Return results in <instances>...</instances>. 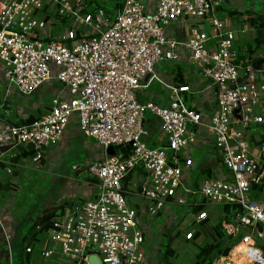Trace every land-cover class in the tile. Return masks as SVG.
Listing matches in <instances>:
<instances>
[{"label":"built area","instance_id":"1","mask_svg":"<svg viewBox=\"0 0 264 264\" xmlns=\"http://www.w3.org/2000/svg\"><path fill=\"white\" fill-rule=\"evenodd\" d=\"M109 1L105 7L88 0H0L6 91L28 97L47 83L63 87L39 117L3 123L0 149H32L26 161L39 169L44 151L57 146L73 118L83 137L103 149L87 168L94 197L52 222L40 257L89 264L95 255L100 264H148L145 226L123 191L124 179L139 168L145 174L139 196L150 216L163 217L179 205L190 208L191 223L199 225L208 217L204 208L195 212L199 205L229 206L236 211L233 223L223 220L221 229L233 237L241 230L232 247L244 243L249 264H264V61H257L264 54L238 58L237 33L215 12L223 0ZM174 23L183 27V38L168 31ZM164 62L192 64L210 81L216 106L207 119L187 104L188 85L159 77ZM154 80L169 91L166 105L139 97ZM146 111L159 119L156 147L145 140ZM203 129L212 135L220 171L189 187L186 175ZM109 146L115 154L107 153ZM5 172L12 174L10 167ZM3 240L11 264L5 232Z\"/></svg>","mask_w":264,"mask_h":264},{"label":"crops","instance_id":"2","mask_svg":"<svg viewBox=\"0 0 264 264\" xmlns=\"http://www.w3.org/2000/svg\"><path fill=\"white\" fill-rule=\"evenodd\" d=\"M246 1L247 0H223L215 10L217 15L219 13H223L225 15L227 14L225 19L228 23V28L237 33V39L235 41V51L238 54V58L242 60L245 59L248 54H264L263 48L258 47L254 44V39L257 36V31L256 27L254 25H251L249 21V19L254 18L257 15L264 14V0H249L248 5L245 6ZM256 2H259L260 4L259 9L255 8ZM205 27H208L207 24H205ZM168 31L178 39L184 37V29L179 23H174L173 25H171ZM245 38H249V42L245 41ZM166 64L168 66L166 73H164L163 70L160 69L159 65L157 66V73L159 77L164 82L171 85H188L191 89V93L186 96L187 100L191 101V104L194 105L196 109L200 110L203 117L207 119L213 113L216 106V96L214 89L210 84V81L204 76L203 72L199 68L192 64H186L183 62H168ZM158 84L159 86H154L151 90H148V87L142 89L139 92L140 99L150 100L160 105H166L170 99L169 91L159 82ZM62 88L63 87L59 82L47 83L46 85L39 88L35 93H33L32 96L36 94L44 95V93H47V96L52 95L50 98V100H52L57 93H60L62 91ZM43 107L44 106L42 105L41 111L39 112L37 117L45 112L46 109L42 110ZM17 114L19 115V113ZM27 117L31 118V121L37 118L31 116ZM16 118L17 117H15L13 120H15ZM5 122L6 121L4 120V118L0 115V126ZM143 123L147 131V136L145 138L147 144L152 147L158 146L159 143L156 141V136L159 128V119L146 111L144 113ZM201 134L202 140L199 146L196 147L192 152L193 166L186 175V184L189 187L196 188L200 186L205 176H213L220 171V167L218 166L219 157L212 143V135L207 129H203ZM79 148H82L86 151L85 161L80 162L81 164H72V168L75 170V172H72L71 174H66V170L62 168L61 164L58 166V170L53 172L54 181L52 186L50 187L54 190L56 196L51 200L48 198L45 201H42L40 210L43 211L46 207L49 206L53 207L54 204L55 206L61 205L63 206V216L67 211L73 210L83 202L94 197L95 189L91 184L94 181L90 180L92 177L88 174L86 166L90 161L102 157L103 149L96 142L91 144L86 140L85 137H83V135L80 133L76 119L73 118L70 120L67 128L64 131L63 137L57 144V146L47 149L48 154L46 158L48 159L46 161L50 163L49 165H53L54 161H52L51 158L58 154L60 150L64 151L66 155L70 151V149L74 150L76 153L79 151ZM21 149L23 148H19L17 150L0 149V190L5 191L8 194L9 192L16 190L14 185L16 184L15 181H17L16 177L18 173L15 174V170H17L18 167L24 168L25 163L27 162L26 158L30 156L22 154L24 152L23 150L21 151ZM26 149L29 150V148ZM197 153L198 155H200V158L197 157ZM45 156L43 161L45 160ZM43 161L42 169L45 168V162ZM6 167L11 168V175H8L5 172ZM202 171H207L206 173L208 174L198 175V172L201 173ZM144 178L145 174L141 169L138 168L132 171L123 181V191L128 205L136 208V210L138 211L141 217L142 224L146 229L145 237L147 241V247H151V239L153 236L151 233V227L148 226V223L143 221L149 214L146 212L143 199L139 196V186ZM0 203V264H8L6 261L7 251L6 245L4 244L3 235L5 232L8 236H10L13 258V241L15 240V234L18 231L17 226L19 224V221L17 220V217L12 212H10L11 208H8L7 205H4L2 201H0ZM175 206L176 205L169 207L168 213L162 217L163 219H165V225H163L161 229L163 233H168L170 231V229L168 228L180 224L186 217V212L181 216L174 215L172 209ZM37 215H39V213ZM169 217H171L170 222ZM222 217H224L223 213ZM32 220L33 219H31L29 222H31ZM189 224V226L193 225L191 224V222ZM157 227L160 228L161 226ZM44 240L45 236L43 241ZM242 244L244 243H239L237 245L241 246ZM237 245H235L234 247H236ZM41 246L42 243L40 246L38 245L39 250L37 249V257H33V259L31 258L30 260L33 261H30L31 263L28 264H41L44 261V259L41 258L38 254L40 253ZM25 247L26 249L32 248L31 245L27 243L25 244ZM154 249L155 248L152 249V254H149L148 256V264H157L158 262V258ZM55 264L64 263L56 262Z\"/></svg>","mask_w":264,"mask_h":264},{"label":"rangeland","instance_id":"3","mask_svg":"<svg viewBox=\"0 0 264 264\" xmlns=\"http://www.w3.org/2000/svg\"><path fill=\"white\" fill-rule=\"evenodd\" d=\"M248 1L249 0L245 2V6L248 5ZM96 2L105 7H108L110 4L109 0H97ZM255 8H260L259 2H256ZM226 15L223 13H219L217 16L223 20L226 18ZM245 41L249 42V38H245ZM259 47L263 48L264 50V43H262ZM166 63L159 64L160 69H162L164 73H166L168 69ZM157 85L159 86L158 82L154 80L148 87V90H151L154 86ZM7 86L8 84L6 83V81L0 78V112L3 114V116H9L11 119L21 116V118H26L27 116L37 117L39 112L41 111L42 105L44 106L42 110L48 109L51 103L50 98L52 95L47 96V93H44V95L36 94L34 96L31 95L28 97L21 96L14 89L6 91ZM187 104L190 105L191 101H188ZM17 113H19V115ZM86 140L91 144L95 142L92 138H86ZM44 154L46 156L43 162H45L44 165L46 169H42L43 164H41V167L39 169H36L31 167V163L26 162L24 168L18 167V169L15 170V174L18 173L16 177L17 181H15L16 184L14 185L16 190L9 192V194L5 191L0 190V201H2L4 205H7L8 208H11L10 212H12L17 217V220L20 221L22 218H28V220H24L21 224V227L24 226V228L30 226L31 222L29 221L31 219H34V217L38 213L39 215L42 214L43 211L40 210L42 206L41 202L45 201L48 198L51 200L56 196V193H54V190L50 187L52 186L54 181L53 172L58 170V166L61 164L62 168L66 170V174H71L72 172H75V170L72 168V164H81L80 162L85 161L86 158V151L82 148H79V151L76 153L74 150L70 149V151L66 155L64 151L60 150L58 154L51 158V160L54 161V164L49 165L50 163L46 161L48 159L46 158L48 154L47 150L44 151ZM197 157L200 158V155H198V153ZM93 162L94 160L90 161L88 165ZM88 165L86 166V168H88ZM204 209L208 214L207 223L202 226L200 224H193L189 226L192 217L191 209L184 208L183 206L179 205L175 206L172 209L174 215L181 216L186 212V217L180 224L168 228L170 229L168 233H163V231H161L162 226L165 225V219L162 218V215H148L143 221L148 223V226L151 227V233L153 236L151 239V247H147V243L146 245H144V251L147 253V255H151L152 249L155 248L154 251L158 258L157 264H195L196 260L198 259L199 251L204 245L214 244L221 238V236H228V234H226L219 226H217V224L220 223V220L222 219L223 205L207 204ZM170 221L171 220L169 219V222ZM157 226L161 227L158 228ZM177 232H179L180 234L175 237ZM188 232H193L192 238L189 240L185 238ZM195 233H200V239L197 241L194 237ZM168 240L169 244L167 246ZM232 248L230 249L228 255L225 256L224 261L222 260L219 263H216L217 259L219 258L216 257L213 260L214 262H212L211 264H249L247 257L244 256V253L246 252L245 250L241 249L239 245L234 247L233 250ZM228 259L232 263H229ZM241 260L244 261L241 263ZM62 261L65 260L63 259ZM17 262L18 257L16 253H13L11 264H18ZM41 264H55V262L51 260H44Z\"/></svg>","mask_w":264,"mask_h":264},{"label":"trees","instance_id":"4","mask_svg":"<svg viewBox=\"0 0 264 264\" xmlns=\"http://www.w3.org/2000/svg\"><path fill=\"white\" fill-rule=\"evenodd\" d=\"M89 2L91 1L92 3H95L97 0H88ZM96 6H100V4L98 2H96L95 4ZM109 10V9H107ZM251 25H254L256 27V31H257V36L254 39V44L256 46H260L262 43H264V14L262 15H257L254 18L249 19ZM258 63L264 61V57L261 59L257 60ZM0 115L4 118V120L6 121L5 123L9 122V123H13L16 125L19 124H25L31 121V118H21L18 117L15 120L9 118V117H5L3 116V114L0 112ZM23 150L25 155H32L33 154V150L32 149H21V151ZM26 151V152H25ZM207 171H202L201 173L198 172V175H206L208 173H206ZM90 180L94 181V178L92 177ZM204 208V204L199 205L195 212L199 209ZM62 209L63 206L61 205H56L54 204L53 207H46L41 215H36L34 217V219L31 221L30 226L27 228L21 227V224L23 223V221L28 220V218H22L19 221V224L17 226V232H16V236H15V240L13 241V253H16L17 257H18V264H28L31 263L30 260L31 258L33 259L37 257V252H38V245L40 246L41 243L43 244L44 241V236L46 235L47 230L52 226V222L58 218H60L62 216ZM222 213L224 215V217H222V219L220 220V223L217 224V226H219L221 228V222L224 220L226 222H231L233 223V219L235 217V213L236 211L229 207V206H223L222 209ZM207 219L204 220L202 223H200V225H204L207 223ZM180 233L177 232L175 237H177ZM242 231L239 230L235 236H231L228 235L227 237H222L216 241L214 244H208V245H204L198 254V259L196 260L195 264H211L212 262H214L213 260L216 257H225L228 255L231 247L237 242L239 241L240 237L242 236ZM226 236V235H225ZM194 237L197 240L200 239V233H195ZM227 239V240H225ZM229 240V241H228ZM171 241V240H170ZM30 244L31 245V251L30 252H26V247L25 244ZM169 244V240L167 243V246ZM38 249V250H37ZM39 254V253H38Z\"/></svg>","mask_w":264,"mask_h":264},{"label":"water","instance_id":"5","mask_svg":"<svg viewBox=\"0 0 264 264\" xmlns=\"http://www.w3.org/2000/svg\"><path fill=\"white\" fill-rule=\"evenodd\" d=\"M127 149H129V145H126L125 147H121V148L119 149V151L122 152V153H125V151H126ZM106 151H107V153H108L109 155H113V154H115V149H114L112 146H109V147L107 148ZM88 262H89V264H100V263H99V260H98V258H97V256H95V255H91V256H89V258H88Z\"/></svg>","mask_w":264,"mask_h":264},{"label":"bare ground","instance_id":"6","mask_svg":"<svg viewBox=\"0 0 264 264\" xmlns=\"http://www.w3.org/2000/svg\"><path fill=\"white\" fill-rule=\"evenodd\" d=\"M239 247L241 248V249H243V250H246V246H245V244H242L241 246L239 245ZM244 260H241V263L243 262ZM239 264V263H238Z\"/></svg>","mask_w":264,"mask_h":264}]
</instances>
